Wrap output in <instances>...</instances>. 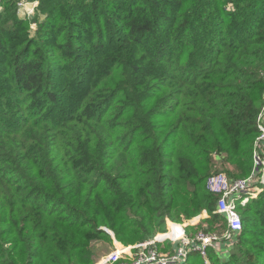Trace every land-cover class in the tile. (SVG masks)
Listing matches in <instances>:
<instances>
[{
	"label": "trees",
	"instance_id": "obj_1",
	"mask_svg": "<svg viewBox=\"0 0 264 264\" xmlns=\"http://www.w3.org/2000/svg\"><path fill=\"white\" fill-rule=\"evenodd\" d=\"M263 98L264 0H2L0 264H95L102 228L202 211L223 234L206 179L255 171ZM237 210L235 242L183 264H264V189Z\"/></svg>",
	"mask_w": 264,
	"mask_h": 264
},
{
	"label": "built area",
	"instance_id": "obj_2",
	"mask_svg": "<svg viewBox=\"0 0 264 264\" xmlns=\"http://www.w3.org/2000/svg\"><path fill=\"white\" fill-rule=\"evenodd\" d=\"M15 1L19 15L30 18L34 14L39 0ZM257 127L259 133L254 141L253 157L254 165L262 166L260 186L252 187L256 181L255 172L247 177L234 180L228 179L225 173L219 172L211 174L206 179V188L218 196L215 212L223 216L226 221V230L223 234L216 235L200 230L191 237L184 231L189 222L187 224L167 223L164 232H158L153 238L142 243L133 246L115 245L112 251L103 255L95 264H183L189 251H197L205 257L207 248L216 247L218 249V245L223 240H228V245L232 244V234L241 226L237 202L244 206L264 189V160H262L264 159L262 156V148L264 147V98L257 117ZM163 241L171 243L175 248L172 246L170 253H161L157 249V245L163 244Z\"/></svg>",
	"mask_w": 264,
	"mask_h": 264
},
{
	"label": "rangeland",
	"instance_id": "obj_3",
	"mask_svg": "<svg viewBox=\"0 0 264 264\" xmlns=\"http://www.w3.org/2000/svg\"><path fill=\"white\" fill-rule=\"evenodd\" d=\"M35 24L34 23H30V29L31 30H34L35 29ZM261 149V148H260ZM262 150H264V147L262 148ZM252 160H253V165H254V157H252ZM262 160H264V159H262ZM218 168H219V170H217L216 172H214V173H219V172H223V173H225L223 170H222V168H221V165L219 164L218 165ZM254 169H255V175H256V181L252 184V187H259L260 186V179H261V176H262V166L261 165H259V166H257V165H254ZM214 173H212V174H214ZM226 174V173H225ZM226 176L228 177V175L226 174ZM242 178V177H241ZM229 179V178H228ZM237 179H239V178H237ZM237 207H239V204H238V202H237ZM237 212H238V214H239V216H240V220H241V213H242V210H237ZM206 215H207V213H204L203 211H202V213L200 214V215H197V216H195V217H192V218H190V219H182V221H180V222H175V221H172V220H169V219H166V224L167 223H176V224H187L188 222V225H186L185 226V229H184V231H185V233L186 234H188L189 236H193L195 233H197L198 231H202V228H200V224L202 225V227H204V226H206L204 223H202L201 222V219H204L205 217H206ZM199 216V217H198ZM196 217H198V219H195ZM193 223V224H192ZM168 225V224H167ZM221 224L220 223H218L217 224V226L219 227ZM189 226H191L192 227V229H187V227H189ZM226 230V228L223 230V232ZM241 230H242V223H241V226H240V229H238V230H236V231H234V233L232 234V242L234 243L235 242V240H236V236H237V234L238 233H240L241 232ZM110 233H111V235H112V232L111 231H109ZM219 232H221V230H219V231H213L212 233H214V234H216V235H220L221 233H219ZM222 232V233H223ZM167 234H169V233H167ZM161 236H165V235H161ZM112 237V243H107V242H102V241H100V242H98V243H96L95 245H94V248H95V252H96V259H97V261L103 256V255H106L107 253H109L110 251H112L113 249H114V246L115 245H124V246H128V245H130V246H133V245H136V244H139V243H142V242H144V241H146V240H143V241H140V242H136V243H133V244H122L121 242H119V241H117L115 238H114V235H112L111 236ZM117 243V244H116ZM221 243H223V247H227L228 246V244H229V241L228 240H223V241H221L220 242V244ZM172 244L171 243H169V242H167V241H163V244H161V243H159L158 245H157V249L161 252V253H163V254H167V253H170L171 252V249H172ZM174 247V246H173ZM175 248V247H174ZM231 249V248H230ZM225 255H227L228 254V252L226 251V252H223Z\"/></svg>",
	"mask_w": 264,
	"mask_h": 264
},
{
	"label": "water",
	"instance_id": "obj_4",
	"mask_svg": "<svg viewBox=\"0 0 264 264\" xmlns=\"http://www.w3.org/2000/svg\"><path fill=\"white\" fill-rule=\"evenodd\" d=\"M102 229H104L106 232H108L111 235V233L109 232V230H107L106 228H102ZM112 235H113V233H112Z\"/></svg>",
	"mask_w": 264,
	"mask_h": 264
},
{
	"label": "crops",
	"instance_id": "obj_5",
	"mask_svg": "<svg viewBox=\"0 0 264 264\" xmlns=\"http://www.w3.org/2000/svg\"><path fill=\"white\" fill-rule=\"evenodd\" d=\"M224 250H226V249H224Z\"/></svg>",
	"mask_w": 264,
	"mask_h": 264
},
{
	"label": "bare ground",
	"instance_id": "obj_6",
	"mask_svg": "<svg viewBox=\"0 0 264 264\" xmlns=\"http://www.w3.org/2000/svg\"><path fill=\"white\" fill-rule=\"evenodd\" d=\"M117 244V243H116Z\"/></svg>",
	"mask_w": 264,
	"mask_h": 264
}]
</instances>
